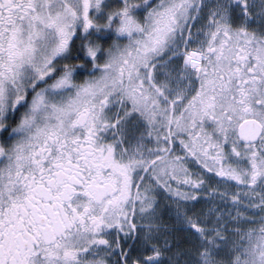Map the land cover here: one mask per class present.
Masks as SVG:
<instances>
[{
    "label": "snow or ice",
    "instance_id": "obj_1",
    "mask_svg": "<svg viewBox=\"0 0 264 264\" xmlns=\"http://www.w3.org/2000/svg\"><path fill=\"white\" fill-rule=\"evenodd\" d=\"M0 264H264V0H0Z\"/></svg>",
    "mask_w": 264,
    "mask_h": 264
}]
</instances>
